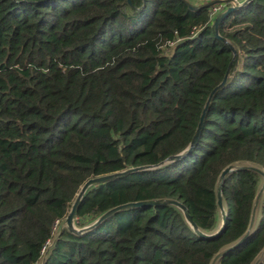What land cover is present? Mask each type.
Listing matches in <instances>:
<instances>
[{
    "label": "trees",
    "instance_id": "trees-1",
    "mask_svg": "<svg viewBox=\"0 0 264 264\" xmlns=\"http://www.w3.org/2000/svg\"><path fill=\"white\" fill-rule=\"evenodd\" d=\"M219 2L0 0V264H209L245 232L259 184L249 171L225 178L212 240L171 205L53 233L87 180L145 166L89 187L75 227L171 199L213 232L220 171L264 168V0L215 30ZM263 245L264 200L254 234L219 264H250Z\"/></svg>",
    "mask_w": 264,
    "mask_h": 264
},
{
    "label": "water",
    "instance_id": "water-1",
    "mask_svg": "<svg viewBox=\"0 0 264 264\" xmlns=\"http://www.w3.org/2000/svg\"><path fill=\"white\" fill-rule=\"evenodd\" d=\"M231 11H233L232 8H227L225 12L219 14L216 17V19L214 21L215 30H216L218 22L222 18L227 16ZM215 37L217 39L223 41V39L221 37H219L217 33H215ZM225 80H226V75L224 76L223 80L220 82V84L217 87L222 86L224 84ZM215 89L212 90L209 97L212 95V93ZM203 112H204V109L201 113L199 124H198L197 130H196V133L193 136V139H192V142L190 144L189 149L192 147L193 143L195 142L199 128L201 127V123H202V119H203ZM186 152H188V150ZM186 152H183L179 155H176V156L170 158L169 160L179 159V158L183 157L186 154ZM151 168H152L151 166L132 168V169H129L126 171L117 172V173H113V174H109V175H105V176H100V177H96V178H91V179L87 180L79 189V191H78V193H77V195H76V197H75V199L71 205V208H70V210H69V212H68V214H67V216L63 222L66 229L69 232H71L72 234L80 235V234L96 227L101 222H103L104 220H106L107 218L111 217L112 215H114L115 213H117L121 210L129 209V208H136V207H156V206H161V205H171V206H174L175 208H177L181 212L186 225L188 226V228L191 230V232L195 236H197L200 239H204V240H212V239L218 238L222 234L223 230L225 229L227 210H226L225 200H224V197L222 194V186H223V183L225 181V178L231 174L236 173V172L249 171V172L256 174L259 177V184L256 188L255 196H254L253 201H252L250 217H249L247 228H246L245 232L239 238H237L235 241L222 246L212 256V258L209 261V264H219L220 260L226 254L237 249L249 237H251L254 234V232L256 231L258 223H259V218H260L263 200H264V168L257 163L248 162V161H236V162L230 163V164L226 165L220 171L219 175L217 176L215 186H214V194H215V199H216L218 225H217V228L213 232H204L203 230H201L192 221V219L188 213V210L177 200H171V199H156V200L129 202V203L121 204V205L115 206V207L111 208L110 210L106 211L105 213H103L100 217H98L91 224L84 226L82 228H79V229L75 227L74 215H75L76 208H77L79 202L81 201L83 195L85 194V192L87 191V189L89 187L96 185V184H99V183H102V182L113 180V179L118 178V177L125 175L127 173L145 170V169H151ZM263 262H264V245L259 250V252L256 254V256L252 259L250 264H262Z\"/></svg>",
    "mask_w": 264,
    "mask_h": 264
},
{
    "label": "built area",
    "instance_id": "built-area-1",
    "mask_svg": "<svg viewBox=\"0 0 264 264\" xmlns=\"http://www.w3.org/2000/svg\"><path fill=\"white\" fill-rule=\"evenodd\" d=\"M250 0H220L219 3L215 4L210 11V14L215 16L220 13L224 8H226V4L229 6L228 8L238 9L248 3Z\"/></svg>",
    "mask_w": 264,
    "mask_h": 264
},
{
    "label": "rangeland",
    "instance_id": "rangeland-1",
    "mask_svg": "<svg viewBox=\"0 0 264 264\" xmlns=\"http://www.w3.org/2000/svg\"><path fill=\"white\" fill-rule=\"evenodd\" d=\"M193 4H198L200 2V0H190ZM227 8L223 9L220 13H223L226 11ZM64 227V224L63 223H56L55 226H54V230H53V233L54 235H57L58 231L60 228Z\"/></svg>",
    "mask_w": 264,
    "mask_h": 264
}]
</instances>
